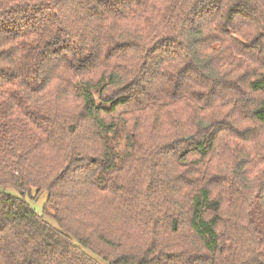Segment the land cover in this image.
Instances as JSON below:
<instances>
[{"label":"trees","instance_id":"16d2710c","mask_svg":"<svg viewBox=\"0 0 264 264\" xmlns=\"http://www.w3.org/2000/svg\"><path fill=\"white\" fill-rule=\"evenodd\" d=\"M101 263L264 264V0H0V264Z\"/></svg>","mask_w":264,"mask_h":264},{"label":"rangeland","instance_id":"374dc122","mask_svg":"<svg viewBox=\"0 0 264 264\" xmlns=\"http://www.w3.org/2000/svg\"><path fill=\"white\" fill-rule=\"evenodd\" d=\"M46 199H47V195L44 193L34 202H30L31 208L33 209L35 214H37L38 216H42L43 214V209L46 203ZM101 264H104V263H101Z\"/></svg>","mask_w":264,"mask_h":264}]
</instances>
